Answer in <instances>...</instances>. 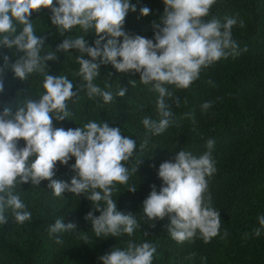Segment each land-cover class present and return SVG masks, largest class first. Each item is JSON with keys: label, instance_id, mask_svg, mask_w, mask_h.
<instances>
[{"label": "clouds", "instance_id": "obj_1", "mask_svg": "<svg viewBox=\"0 0 264 264\" xmlns=\"http://www.w3.org/2000/svg\"><path fill=\"white\" fill-rule=\"evenodd\" d=\"M214 3L215 0H162L163 11L152 22L153 34L147 38L123 27L126 15L136 11L131 0H0V50L15 49L16 53L13 58L0 51V94L4 92L3 76L7 72L21 81L29 74L41 73L44 90L38 99H27L15 107L0 104V225L9 220L6 212L16 223L31 217L15 191L17 185L39 186L46 181L55 196L67 192L92 202L83 219L90 223L96 237L132 235L138 227L137 219L133 213L117 209L112 192L114 182L127 185L129 192L136 191V184L128 183L135 167L130 170L122 163L132 157L136 141L122 135L119 126L101 120H90L82 127L54 126L53 121L67 120V101L77 95V90L65 75L50 74L46 62H55L58 54L74 50L79 65L76 75L84 82L86 95L89 99L99 97L104 103L123 97L127 89L120 87L114 97L111 91L94 83L101 65H111L118 73L138 74L140 83L151 85L158 93V119H141L147 133L158 135L169 127L173 115L167 102L172 92L167 85L187 88L198 79L202 68L229 55H239L231 35L236 19H203ZM41 8L49 10L50 25L56 26L61 35L74 26H79L83 34L65 36L55 49L42 55L45 38L34 32L29 19L33 11ZM149 12L146 6L139 9L140 16ZM17 24L22 26L19 30ZM89 32L95 37L91 43L86 39ZM210 107V101L201 104L203 110ZM214 144V139H208L207 150L199 156L180 149L159 163V190L150 185L141 202L144 220L168 216L167 233L178 243L197 233L208 241L219 231V210L205 195L207 178L216 171ZM72 159L74 162L69 164ZM57 162L68 166L72 173L68 180L55 178ZM257 219L261 227L254 234L259 236L264 215ZM74 230L76 223H64L61 217L48 228L50 235ZM56 240L60 242L58 236ZM155 252L149 242L129 241L126 248L113 247L97 259L99 264H151Z\"/></svg>", "mask_w": 264, "mask_h": 264}, {"label": "trees", "instance_id": "obj_2", "mask_svg": "<svg viewBox=\"0 0 264 264\" xmlns=\"http://www.w3.org/2000/svg\"><path fill=\"white\" fill-rule=\"evenodd\" d=\"M131 3L136 4V11L126 15L124 29L151 38L152 22L163 11L162 0ZM145 6L150 12L140 16L139 9ZM49 15L48 9L41 8L29 17L34 32L45 38L42 55L55 49L65 36L83 34L79 26H74L61 35L56 26L50 25ZM212 18L221 22L236 19L231 35L238 44L239 55H229L202 68L198 79L187 88L167 85L172 92L167 102L173 115L169 127L158 135L147 133L141 124L144 116L158 119V93L151 85L140 83L138 74L118 73L111 65H101L94 83L111 91L114 97L120 87L127 89L123 97L104 103L99 97L89 99L86 95L84 82L76 75L79 65L74 50L58 54L55 62H46L50 74L65 75L77 90V95L67 101V120L53 121L54 126L82 127L90 120H101L119 126L122 135L136 141L132 157L122 162L130 170L135 167L128 183L136 184V191L129 192L127 185L114 182L112 198L116 199L118 210L133 213L138 227L131 236L121 233L96 237L90 223L83 219L91 210V201L67 192L55 196L46 181L39 186L17 185L15 191L31 217L16 223L9 212L5 213L9 220L0 225V264H99V256L113 247L126 248L129 241L149 242L156 248L151 264H264V228L259 236L254 234L261 227L257 217L264 215V0H215L203 19ZM21 27L17 24V30ZM94 38L91 32L86 36L89 43ZM0 51L15 58V49ZM42 81L43 75L37 72L24 81L5 73L0 104L15 107L27 99H38L44 91ZM205 101L211 102L207 110L201 108ZM208 139L215 141L212 158L216 171L207 178L205 195L211 197V206L219 210L220 228L208 241L197 233L178 243L167 233L168 216L144 220L141 202L150 185L159 190V163L180 149L199 156L207 150ZM19 143L22 145L23 141ZM73 162L74 159L69 160V164ZM55 172L59 180H68L72 175L68 166L59 162ZM58 217L64 223L75 222L77 230L50 235L48 228Z\"/></svg>", "mask_w": 264, "mask_h": 264}]
</instances>
